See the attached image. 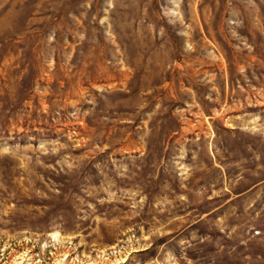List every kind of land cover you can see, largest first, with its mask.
<instances>
[{"label": "rangeland", "instance_id": "1", "mask_svg": "<svg viewBox=\"0 0 264 264\" xmlns=\"http://www.w3.org/2000/svg\"><path fill=\"white\" fill-rule=\"evenodd\" d=\"M0 264H264V0H0Z\"/></svg>", "mask_w": 264, "mask_h": 264}]
</instances>
